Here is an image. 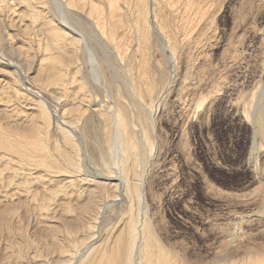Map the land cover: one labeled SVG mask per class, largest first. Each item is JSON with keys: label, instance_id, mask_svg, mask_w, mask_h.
<instances>
[{"label": "rangeland", "instance_id": "rangeland-1", "mask_svg": "<svg viewBox=\"0 0 264 264\" xmlns=\"http://www.w3.org/2000/svg\"><path fill=\"white\" fill-rule=\"evenodd\" d=\"M184 2L178 0L177 8L181 9L174 14L162 7L164 26L177 38L171 51L163 45L164 38L157 29L154 15L159 1L146 0L149 22L142 27L141 34L148 35L150 49L146 51L154 60L147 68L152 72V87L156 90L150 110L141 109L139 115L133 116L146 133L136 131L143 141V158L137 172L136 164H132L128 174L139 185L138 196L127 191L119 180H115L114 187L109 186L115 188L111 190L105 179L110 173L105 165L106 143L113 132L110 108L117 94L125 97L130 93L127 81L131 73L127 68L131 69L129 63L135 53L127 48L134 39L121 45L128 55L118 59L114 43L101 34L85 11L72 8L66 12L70 27L79 34L86 33L88 44L100 61L97 79L89 70L91 64L84 54V43L76 46L77 56L73 59L78 58L77 76L88 81L86 94L92 97L87 98L89 106H84L85 110L82 107L77 127L71 131L81 154L80 171L72 172L75 175L71 184L66 178L71 172L61 168L62 155L70 149L56 127L63 122L64 108L72 105L71 109L77 102L72 98L66 100L59 86L42 88L27 80L37 75L43 57L39 45L45 42L46 32L42 23L37 22L40 27L32 24L27 10L15 1V6L11 4V8L0 12V91H9L12 81L19 85L24 81L32 93L19 92L10 102L5 99L6 94L0 93L2 134L28 143L26 148L14 150L0 144V264H57V260L58 264H79V258L87 252L86 246L110 235L114 227L124 225L130 211L135 213L138 226L132 264H143L145 237L152 240L155 249H164L172 264H243L249 255L264 254V0H210L207 15L195 16L192 23L182 16ZM127 4L130 3L120 4L124 19L129 22L125 25H134L130 22H134L137 13H133V5ZM45 6V19L59 23L61 16L54 3ZM87 7L91 9L90 4ZM132 63L137 65L136 61ZM33 96L46 105L50 120L31 115L38 108ZM144 97L149 102L151 96ZM132 104L134 108L140 106L136 99ZM49 123V151L44 154L31 143ZM139 135H146L149 144ZM49 155L58 158L61 166H56ZM113 174L110 176L118 175ZM79 175L83 182L77 178ZM52 191L57 196H51ZM96 199L98 203L91 202ZM39 205L44 207L43 211L49 209V213L42 215ZM68 205L73 212L71 208L68 213L65 211ZM92 206L93 213L89 211ZM90 218L96 225L88 234L82 228ZM76 234L84 239L94 236L87 238V245L86 240L79 247V254L71 262L63 257L61 261L57 249L70 241L66 242V238ZM53 238H59L61 246L57 247L59 241ZM21 248L23 257L16 260L15 252Z\"/></svg>", "mask_w": 264, "mask_h": 264}, {"label": "bare ground", "instance_id": "bare-ground-1", "mask_svg": "<svg viewBox=\"0 0 264 264\" xmlns=\"http://www.w3.org/2000/svg\"><path fill=\"white\" fill-rule=\"evenodd\" d=\"M14 1L19 6H21L20 8H23V10L24 9L27 10L26 14L31 18L32 24L36 23L38 25L39 23H37V22L42 23L41 25L44 26V28H45L44 31L46 32L45 34H43V35H45V39L43 38L45 40V42L43 41L44 44L41 43L42 45H39L42 53L44 52L42 59H40V61L38 63L37 75L39 74V77H37V75L36 76L33 75L32 80L31 79L30 80L27 79V80L30 82L32 81V82L39 84L40 87H42V88H48L50 86L51 87L54 86L56 88L57 86H59L62 88V90H61V88H59V90H61V92L63 91L64 96L66 95L65 96L66 100L69 98L70 99L72 98L73 100H75L77 102L74 105V107H72L71 109H70V107L72 106L71 105L72 103L70 104L71 106L69 107V109L66 107L64 108V110L62 109L63 112L61 113L62 115L61 114L60 115L62 116L61 119L63 120V122L61 124H57V127H56L61 132L60 134H62V137H63L65 144L70 149L68 154L62 155V161H61V162H63L62 166L58 163V160H59L58 158H57L58 159L57 160L53 156L49 155L51 157V159L56 162L55 163L56 166L60 165L61 168H63L67 173L71 172V175L67 174V177H66V178L70 179V180H68V179H66V180H68L69 183L71 182V184H72V181L74 180L73 175H75V174L72 175V172L73 173L78 172V170L81 167V163H80L81 157L79 158V155H81V154H80V151L78 152V149H77V148H79V144L76 143V141L74 140V137L71 135L72 134L71 131L72 130L74 131V128L77 127L76 123L81 118L82 110H83L82 107H84V106L88 107L89 106V104H88L89 101L87 98L92 97L91 95L86 94V86L89 85L88 81L83 76H81V77L77 76V74L80 72V68L76 64V60L78 58L76 60L73 59L74 56H77L76 55V49H75L76 46H79L80 45L79 43H82V42L84 43L83 46L86 50V51H84V54L86 52L85 55L87 57V60L91 64V66H90L91 68L89 70L92 71L91 74L93 77L98 76L97 70L99 68H97V63H99L100 61L98 62V57L96 56L94 49H92L89 46V44H88L89 38L88 39L86 38V36H85L86 33L85 34H83V33L79 34L78 32H76V30H74L70 27V26H72V24L69 21L70 19L67 17L66 12L68 9L72 10V8L85 11L86 14L88 15V17L94 22V24L97 26V28L101 31V34L106 36L110 40V42L114 43V46L116 47L117 52H118L116 55L117 57L115 56L116 58L120 57L122 59L123 57L128 55L124 46H121V45L127 44V39H128V41L134 39L133 42H135V43L132 42L131 45L129 44V48H127V50L130 49L132 52L135 53L133 55L134 57L131 58V61L129 63V65L131 66V69L127 68L128 73L129 74L131 73L130 79H129V81H127V83H129L128 85H129L130 93L128 95H126L125 97H123L120 94H117L115 100L113 101V105L111 104V108H110V112H111V122H110L111 124L110 125L112 126V123H113V127H112L113 132L111 133L110 138L108 139V141L106 143V144H108L106 146V148H108V150H107L108 151L107 152L108 159L105 161V165L107 166V169L110 172L108 174L109 177L105 178L109 185H107V183H104V181L103 182L99 181V182L104 183L103 185H107L108 187L109 186L114 187L116 185L115 180H119L121 183H123L125 185V189L127 191L132 190L134 192V194L136 196H138L140 193L139 185L137 184V182H135L133 180V178L131 180L128 177V174H130L129 171L132 170V164H136V169H134V172H137L136 171L137 166L140 165V163L142 162V158H143L142 154L143 153H141V149H142V142L143 141L141 142V138L137 137L138 133L136 131H142L143 133H145V129H142L141 124L139 122V119H135L133 116L139 115L141 112L140 111L141 109H143V110L147 109V111L150 110V107H152V105H153L152 103L154 102L153 101V97H154L153 94L156 90L155 86L152 87V85L154 84L153 80H152V74H151L152 72L148 71V68H147L148 65L151 63V61L154 60L153 57L151 56V54H149V52L146 51V49L147 50L150 49V43H149L148 35L147 34H145V35L141 34L142 27L146 26V24L149 22L148 7L146 6V0H136L135 5L133 3V0H14ZM14 1L12 2L10 0H0V12L4 11V9L6 10V8H11L10 5L11 4L14 5L13 4ZM51 1L54 3L56 10H58V12L60 13V16H61V19H60L59 23H57V24H54V23L52 24V21L50 19L46 20L47 17L45 16L44 10L47 8H45L46 7L45 5L50 3ZM157 1H159V3H158V7H157V12L154 15L155 19H157V29L163 37L161 35L160 36L162 38H164V44L163 45L165 47L171 48V51H174V48L177 44V38L174 37L169 32V30H167L165 28V26H164L165 15L162 14V9L164 7H168L170 14H174V13L180 11L181 7L177 8L178 0H157ZM209 1L210 0H186V2H184L185 3L184 6L182 5L183 6L182 7L183 18L185 20L190 19L189 22L192 23L195 20V16H198V17L206 16L207 10L209 9V8L207 9ZM126 2L130 3L129 5L127 4L128 6L133 5V8H132L133 10L131 9L133 11V13L136 10V13H137L136 18L134 19V22H132V21L130 22V23H133L134 25H128V26L125 25V24H129V22L125 21L124 15L122 13L123 7L120 4L123 5ZM89 4L91 5V9H88V7H87V5H89ZM100 4H101V6H100ZM45 17H46V19H45ZM183 22H185V21L183 20ZM38 27H40V26L38 25ZM41 28H43V27H41ZM147 29H148V25H147ZM135 34H136V36H135ZM136 39H137V41H136ZM30 49H31V47H30ZM22 51L23 50L21 49V53H23ZM114 52H115V50H114ZM85 55H83V56H85ZM25 56H26V59H28L27 57H29V56L28 55H25ZM22 58L24 59V57H22ZM120 58H118V59H120ZM24 61H25V59H24ZM132 61H136L137 65L134 66ZM73 66H74V68H73ZM98 67H100L99 64H98ZM75 68H77V69L74 71ZM73 71H74V74H73ZM114 74H115V72H114ZM98 78L99 77H97V79ZM127 79H128V77H127ZM24 80H25V78H24ZM15 82L12 81L13 86L10 89H8L9 91H6L7 89H5L4 91H0L1 94H3V93H4V95L6 94L4 97L6 100H8V102L16 99L19 92L28 93L29 95H32V93L30 92L31 90L30 91L28 90L29 89L28 86L23 84L24 81L21 82L23 85L22 84L19 85V84H17V82L16 83ZM38 82H40V83H38ZM27 83H29V82H27ZM30 84H32V83H30ZM32 90H33V88H32ZM16 91H17V93H16ZM89 93H90V91H89ZM261 93H263V90L261 91ZM145 94H148L151 96L149 102L147 100H145V97H144ZM254 95H253V97H255ZM35 96H33V97L35 98V101L38 104V108L37 109L32 108V109H34V111L33 112L31 111V113H32L31 115H33V117H35L36 119H38L42 116V117H44L45 120H50L51 119L50 112L46 108V105L43 104L42 100H40L41 98H39L37 96L38 98L36 99ZM135 99L138 101V103L140 105L137 108H134L133 104H132V102ZM110 103L107 105L109 106ZM90 107H92V106H90ZM109 107H108V109H109ZM106 108H107V106H106ZM84 110H85V107H84ZM97 110H99V109H97ZM28 116H30V115H28ZM105 120H108V118ZM50 125H51V123L47 124V128L45 127V129H41L42 133L39 136V138H37L35 142L31 143L32 146L38 147L40 149V151H42L44 154H48V151H49V148H48L49 144L47 146V142H48L47 140H49L48 137H49ZM108 127H110V126H108ZM2 133H3V130L0 128V144L3 147L8 148V150H14V148H17V147H21L23 149V148H26V145H28L27 142H25L22 139L17 138L16 136L12 137L10 135L9 137H5ZM139 136H141V135H139ZM143 136H141V137H143ZM145 137H146V135H145ZM145 137H143V138H145ZM145 142L147 144H149L150 141L148 142V140L146 139ZM146 143H144V144L146 145ZM67 150H68V148H67ZM5 153H9V152L6 151ZM144 158H145V156H144ZM19 159H21V158H19ZM112 162L118 166L113 167ZM138 162H139V164H138ZM114 172H116L118 174V175H116L117 177L119 176L118 178L114 177L115 176V174H113ZM134 172H133V174H135ZM105 173H107V172H105ZM111 173L114 176H110ZM78 174H80V173H78ZM71 177L73 178V180H71L72 179ZM77 178H80V180L82 182L84 181L81 179L80 175ZM77 178L75 179V181L78 180V182H79V179H77ZM73 183H74V181H73ZM111 187H109V188L111 189ZM116 188H117V186H116ZM62 189H58V190L60 191ZM111 190H115V188H112ZM60 192H63V191H60ZM111 192H113V191H111ZM64 193H66V191ZM129 193H132V192H129ZM56 194H57L56 191H52V193L50 195L51 196L54 195V197H55ZM112 194H114V193H112ZM108 195H110V194H108ZM95 196H97V195H95ZM43 197H44L43 199L46 198L45 196H43ZM99 197H100V195L98 196V198ZM40 198H41V196H40ZM45 200H44V203H45ZM99 200L101 201V199H99ZM55 201L56 200H54V203H55ZM95 201L97 202V199L94 201L91 200V202H95ZM44 203L40 202L39 204H42L44 206ZM84 204L87 205V203H84ZM36 205L38 206V203H36ZM42 205H39L42 207V209H40L39 211L42 210L40 213L43 215L42 212L45 213L46 211L45 210L43 211L44 207ZM52 205H54V204L52 203ZM94 205L99 207L100 204H98V205L94 204ZM69 206L70 205L66 206L67 209L65 208V211H67V213L70 211V208H71V206L70 207ZM88 206L89 205H87V207ZM96 206H94V208H96ZM68 207H69V209H68ZM47 208H48V206H47ZM90 208H89V211L92 212L93 206H92V210H90ZM63 209H64V207H63ZM96 209H94V214L96 213V211H95ZM72 210H74V209L71 208V211ZM49 211L50 210L48 209V211L46 213H49ZM128 211H130V210H128ZM80 212H81V210H80ZM87 212H88V209H87ZM128 213H129V216H126L127 220L125 221L124 225H121L119 222L117 225L119 226V224H120L121 226L116 227V228L114 227V230L111 231L110 235H107L106 237L103 236L102 240L97 241V242L94 241L95 243H93L91 245L89 244L88 246H86L87 252L84 255H82V257L79 258V260H78V263L80 262L79 264H132V262L134 260L133 256H134V252H135L136 241H138L137 240L138 226H137V221L135 218L136 215H134L135 213H133V211H130ZM125 215H123V216H125ZM93 216H95V215L91 216L92 219L95 218ZM77 217H80V216H77ZM89 217H90V215L87 216L86 218L89 219ZM92 219L87 222V224L85 225L84 228H82V229H85L84 231L86 233L88 232V234H90L92 232L93 225L95 224V223H93L95 219L93 221H92ZM55 222H57V221H55ZM48 223H49V221H48ZM52 223L53 222H51V224ZM50 227L52 228L51 225H50ZM10 228H12V227H10ZM66 229L67 228L65 227V230ZM50 230L53 231L52 229H50ZM65 230H64V232H65ZM71 230H73V229H71ZM56 231H58V230H56ZM67 233L69 234L68 231H67ZM54 234H56V233H54ZM65 234L66 233H64V235ZM79 235H80V232H79ZM69 236H71V235H69ZM76 236H77V238H76ZM76 236H74L75 238L74 237L72 238V236L69 238H66V239H68L66 242H68L69 240L70 241L66 244H62V246L60 245L61 243L59 241L60 240L59 238H58L59 240L57 239L59 241V243L56 244V242H54L57 245V247H58V244H59V246H61L62 250L57 249V251L59 253H61L58 255L59 258L61 259V261H62V257H63V258H65V260L67 262H69V261L71 262V260L76 257L75 255H77V253H78L77 251H78V249H80L79 247L84 242H86V240H87V242H86V245H87L88 240H89L87 238H90L92 235L86 236V239H84L85 237H82V236H81V238H80V236L78 238V234H76ZM57 237H59V236H56V238ZM71 238H72V240H71ZM53 239H55V238H53ZM144 239H146V241L144 240L145 242L142 243L143 244V246H142L143 247V251H142L143 252V254H142L143 264H172L171 260L169 261L170 257H169V259L167 258L169 256V254L167 252L165 253L163 251L164 249H162V250H160L159 248L155 249V246H153L154 243L153 242H152L153 244L151 243L152 240H150V239L148 240V238H146V237ZM57 240L55 239L54 241H57ZM56 245H55V247H56ZM17 246H19V245H17ZM20 247H22V246H20ZM18 250L20 252H18L17 254L15 252L16 260L20 259V257L21 258L23 257V255H22L23 248H21L22 252L20 249H18ZM59 250H61V252ZM263 250H264V248H263ZM57 251L55 250V252H57ZM58 252L56 254H58ZM254 253L256 255H258V253H256V251H254ZM82 254H83V252H82ZM249 254H253V253H249ZM33 257H35V256H33ZM36 257H37V255H36ZM245 260H243V261H245ZM52 261H54V260L52 259ZM57 261H55V262L58 264ZM235 262L231 261V264H235ZM28 263H30V262H28ZM38 263L42 264L41 261H38ZM50 263H52V262H50ZM237 263H239V262H237ZM52 264H55V263L53 262ZM243 264H264V254L259 255V256L249 255L247 257V260Z\"/></svg>", "mask_w": 264, "mask_h": 264}]
</instances>
